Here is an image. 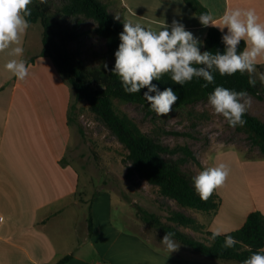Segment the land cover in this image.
I'll return each mask as SVG.
<instances>
[{"label":"crops","instance_id":"crops-1","mask_svg":"<svg viewBox=\"0 0 264 264\" xmlns=\"http://www.w3.org/2000/svg\"><path fill=\"white\" fill-rule=\"evenodd\" d=\"M130 1L136 5L126 2L129 21L159 31L176 19L203 42V51L209 27L193 18L200 14L184 0ZM199 1L217 19L228 10L254 8L264 22V0ZM32 26L22 37L23 56L0 53V264H239L203 260L192 249L164 256L127 223L125 228L113 224L112 209L106 208L108 194V200L101 202L104 208H93L90 233V208H81L87 201L82 197L80 173L67 160L75 96L52 58L41 55L43 41L40 45V38L32 35ZM10 59L27 62L25 80L5 69ZM257 64H264V58ZM247 181L245 191L219 195L221 206L214 216L195 215L206 230L229 233L241 228L251 212L264 213V180ZM128 219L127 212L124 220ZM67 256L71 258L63 263Z\"/></svg>","mask_w":264,"mask_h":264},{"label":"trees","instance_id":"trees-1","mask_svg":"<svg viewBox=\"0 0 264 264\" xmlns=\"http://www.w3.org/2000/svg\"><path fill=\"white\" fill-rule=\"evenodd\" d=\"M60 1V11L67 17L77 20L75 24L69 25L54 19L51 14V0L43 4L40 0H33L29 6L31 16L27 19L30 25L40 22L43 26L41 55L52 58L60 74L72 87L77 102H86L89 110L127 149V158L131 165L128 176L132 177L131 174H134L145 179L152 186L158 187L164 197L176 201L181 208L203 214L217 213L221 206V198L217 191L215 190L207 201L201 200L193 183L195 175L184 170V165L188 161L201 165L194 150L188 145L170 147L164 144L161 140L145 133L133 117L119 111L115 105V100H121L141 106L149 115L156 114L143 97V93L147 91L146 88L139 93H126L119 77L111 71L115 66V51L120 43L119 33L123 31V21L115 19L116 16L109 11L108 4L103 0ZM184 1L199 14L209 13L208 8L199 0ZM86 20H92L96 24L94 31L106 41V51L96 67L89 66L79 50L72 48V44L80 40L82 32L79 27ZM221 36L222 33L218 28L209 27L203 51L223 52L224 45L221 42ZM244 47L245 44L242 41L239 48L243 50ZM257 70L263 72L264 64H257ZM213 75L214 83L208 84L206 88L202 85L207 82L203 78L195 77L183 86L176 85L171 80L170 73L165 74L161 80H154L153 83L161 91L171 87L179 96L180 99L173 106L172 111L208 101V95L217 86L246 91L248 95L264 100V84L259 81L258 77L253 87L249 84V74L246 72L221 76L218 71L213 70ZM75 108L73 103L69 115L71 124L75 121L72 114ZM243 119L246 123L243 127L237 126V128L247 133L252 147L258 148L264 157V120L249 111L245 113ZM177 155L179 157L175 158ZM142 211L147 223L160 227L165 234L174 233L175 240L215 260L243 264V261L253 252L264 248V213L260 210L251 212L241 228L221 234L215 239H212V231L206 230V227L194 215H189L184 211L171 212L168 219L174 225L163 224L156 214L143 209ZM92 212L93 209L90 207V233L94 230ZM181 228L203 233L206 238H196ZM226 235H231L238 241L233 248L223 247ZM70 258L71 256H67L62 262Z\"/></svg>","mask_w":264,"mask_h":264},{"label":"rangeland","instance_id":"rangeland-1","mask_svg":"<svg viewBox=\"0 0 264 264\" xmlns=\"http://www.w3.org/2000/svg\"><path fill=\"white\" fill-rule=\"evenodd\" d=\"M103 1L108 4L109 11L119 16L122 21L129 20V5L126 2L136 5L130 0ZM51 3V14L54 19L69 25L77 22L60 11V0H51ZM95 26L92 20L81 23L80 40L72 44V48L79 50L91 67H96L101 62L106 51V41L96 34ZM32 28V35L40 38L42 45L43 26L38 22L34 23ZM248 96L251 99L248 111L264 120V100L253 95ZM73 103L76 106L72 113L75 121L67 160L73 163L80 173L82 197L87 201L81 208H104L101 202L105 198L108 200L105 194L110 195V206L107 205L106 208L112 209L115 226L125 228L127 223L128 228L140 232L151 241L152 249L158 252L160 250V253L168 258L173 257L174 254L168 252L161 242L165 235L164 231L154 226L155 224L147 223L143 218L142 209L156 214L163 224L172 225L174 223L168 218L173 211L181 210L194 216L203 213L179 207L176 201L164 197L158 187L152 186L137 175L131 174L132 177H129L131 165L124 145L89 110L86 102H77L75 98ZM115 105L119 111L133 117L145 133L164 144L170 147L188 145L194 150L201 165L188 161L184 165V170L195 176L206 167L226 164L230 170L229 176L225 184L216 189L219 195L245 191L243 183L248 182L247 180H264V157L259 149L252 147L244 130L231 127L222 116L216 115L208 101L172 111L167 116L149 115L141 106L121 100H115ZM178 157L179 155L175 156ZM260 157L263 158L257 161L249 160ZM127 212L129 221L126 222L124 217ZM209 214L214 216L216 213ZM181 229L189 234L193 231L196 238H206L203 233L192 229ZM175 241L180 247L174 253L192 252L189 247ZM202 256L203 260L207 258L213 260Z\"/></svg>","mask_w":264,"mask_h":264},{"label":"clouds","instance_id":"clouds-1","mask_svg":"<svg viewBox=\"0 0 264 264\" xmlns=\"http://www.w3.org/2000/svg\"><path fill=\"white\" fill-rule=\"evenodd\" d=\"M46 2L40 0L42 4ZM32 3L33 0H0V53L7 52L12 57L23 56L22 37L31 26L27 17L31 16L29 6ZM193 18H197L205 28L219 29L223 52H202L203 42L176 19L170 25L161 26L159 31L140 23L123 21L120 43L115 51V66L111 71L119 77L126 93H139L146 88L143 97L158 116L169 115L180 99L173 88L161 91L153 83L154 80H161L165 74L170 73L174 84L180 86L195 77L203 78L207 83L202 87L206 88L214 83L213 70L221 76L246 72L250 85H256L257 77L264 84V72L257 71L258 60L264 58V22L254 8L228 10L218 19L208 12L198 16L194 14ZM115 19L119 20L120 17L116 16ZM242 41L245 47L240 50ZM4 67L21 81L29 75V65L23 59H10ZM208 104L216 115L222 116L235 128L243 127L246 123L243 116L251 106V99L246 91L217 86L208 95ZM229 171V167L221 163L206 167L193 177L201 200L207 201L216 189L225 184ZM221 234L218 230L214 231L212 239ZM161 242L170 253L180 247L171 232H167ZM237 243L233 236L226 235L223 247L233 248ZM243 264H264V248L253 252Z\"/></svg>","mask_w":264,"mask_h":264},{"label":"built area","instance_id":"built-area-1","mask_svg":"<svg viewBox=\"0 0 264 264\" xmlns=\"http://www.w3.org/2000/svg\"><path fill=\"white\" fill-rule=\"evenodd\" d=\"M2 221H3V218L1 217V218H0V225H1V222H2Z\"/></svg>","mask_w":264,"mask_h":264}]
</instances>
